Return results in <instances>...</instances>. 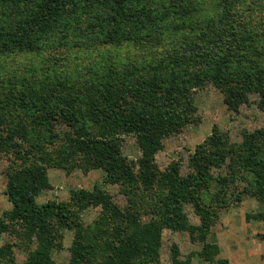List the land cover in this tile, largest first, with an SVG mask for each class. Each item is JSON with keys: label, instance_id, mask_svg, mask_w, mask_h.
<instances>
[{"label": "trees", "instance_id": "obj_1", "mask_svg": "<svg viewBox=\"0 0 264 264\" xmlns=\"http://www.w3.org/2000/svg\"><path fill=\"white\" fill-rule=\"evenodd\" d=\"M215 1L208 15L205 0H0V154L22 161L7 173L12 207L0 217V234L28 245L23 264H55L67 231L74 233L68 264H158L165 230L201 243L205 262L230 264L208 238L221 209L246 197L264 203V128L244 131L236 143L215 127L185 174L178 163L166 171L156 163L165 139L197 121L194 95L208 84L228 111L251 97L264 111V15L242 19L245 0ZM250 1L264 8V0ZM166 34L182 37L165 56L110 57ZM103 47L102 58L74 66L72 53L79 60V52ZM127 136L141 151L136 163L124 154ZM48 168L102 170L129 203L120 206L96 185L71 190L68 202L39 204L50 188ZM91 207L100 214L85 225L80 214ZM248 219L264 222V212ZM14 246L0 248V264H17ZM172 263L192 259H181L174 245Z\"/></svg>", "mask_w": 264, "mask_h": 264}, {"label": "rangeland", "instance_id": "obj_2", "mask_svg": "<svg viewBox=\"0 0 264 264\" xmlns=\"http://www.w3.org/2000/svg\"><path fill=\"white\" fill-rule=\"evenodd\" d=\"M256 1V0H254ZM250 0H245L238 4V16L242 19L253 20L258 22L261 15H264L263 4L255 5L253 2L249 6ZM247 6H249L247 8ZM216 1L205 0L204 14L214 15L216 13ZM248 10V11H247ZM242 11V13H240ZM164 39L158 44L140 45L130 44L120 51L119 55H111L123 57V61L129 59L141 62L149 60L152 57H162L172 52L174 45L182 35L173 36L166 34ZM112 52L118 49L109 48ZM107 47L101 49V53L93 50L91 54L80 53L81 59H76L74 53L71 57L74 60V66H88L104 56ZM87 54L88 56L84 55ZM35 63L39 61L34 60ZM22 62L7 64L8 69L14 71ZM12 68V69H11ZM196 105L198 107L197 121L186 127L180 134L171 136L164 141V148L157 154L156 163L161 171H166L173 163L180 164L182 173H186L189 167L190 156L196 150V147L203 143L209 137L214 128L217 127L222 132H226L231 137L232 142L239 143L242 141L243 132H253L256 129L264 128V111L260 110L256 105V98L251 97L248 104H244L239 112L228 111L224 104L223 95L211 84L205 88L197 90L194 95ZM123 150L125 156L130 161L136 163L141 156V151L137 145L136 138L127 136L123 138ZM22 163L17 160L11 153L0 154V217L3 212L11 209L12 205L5 195L8 176L7 173L11 167H18ZM48 177L50 188L43 191L38 197L39 204L48 201L68 202L70 200L71 190L87 189L92 190L96 185L101 186L103 190L110 193L115 201L122 207L129 202L121 194L120 187L104 183L105 173L102 170H92L88 173L76 170L71 173L54 168H48ZM242 189V187H241ZM189 218L193 224L199 225L200 220L196 216L192 207H187ZM264 212V203L255 198L246 197L244 201L238 205H232L229 209H221L218 219L211 229L208 240L214 242L220 247V256L229 261L230 264H264V222L254 219H248L249 215ZM100 214L99 208L91 207L80 214L81 221L85 225H91L95 222ZM145 220L147 217H144ZM74 239V233L64 232V238L61 243V249L54 254L55 264H68L71 257L70 248ZM6 244H15L13 250L17 264H23L28 255V245L21 244L18 237L10 234H0V248ZM177 245L181 259H192V264H209L200 257L202 250L201 243H195L190 239L188 233L173 232L165 230L163 234V245L161 249V258L158 264H173L172 249ZM34 249V246H30Z\"/></svg>", "mask_w": 264, "mask_h": 264}]
</instances>
